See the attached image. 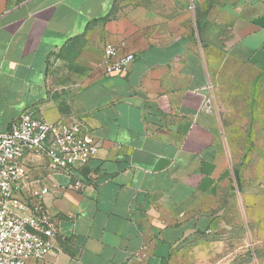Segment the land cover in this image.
<instances>
[{
  "label": "crops",
  "instance_id": "crops-1",
  "mask_svg": "<svg viewBox=\"0 0 264 264\" xmlns=\"http://www.w3.org/2000/svg\"><path fill=\"white\" fill-rule=\"evenodd\" d=\"M161 1L173 6L0 0V132L32 110L79 122L99 147L73 179L25 162L24 197L55 231L47 262L214 264L206 245L239 209V134L224 119L258 116L264 130V0H191L192 14ZM108 46L114 62L135 56L125 74L105 73ZM250 203L261 222L264 197Z\"/></svg>",
  "mask_w": 264,
  "mask_h": 264
},
{
  "label": "built area",
  "instance_id": "built-area-1",
  "mask_svg": "<svg viewBox=\"0 0 264 264\" xmlns=\"http://www.w3.org/2000/svg\"><path fill=\"white\" fill-rule=\"evenodd\" d=\"M13 5L22 0H9ZM105 73L125 74L135 60L133 54L112 61L115 50L105 51ZM206 110L211 111L210 101ZM96 138L79 122H50L32 110L25 111L10 129L0 132V264H54L47 262L53 249L52 218L41 205L31 206L24 197L30 185L25 165L29 156L45 158L52 173L73 179L97 156ZM81 182L76 181L75 187ZM51 189L43 186L34 196L41 200Z\"/></svg>",
  "mask_w": 264,
  "mask_h": 264
},
{
  "label": "rangeland",
  "instance_id": "rangeland-1",
  "mask_svg": "<svg viewBox=\"0 0 264 264\" xmlns=\"http://www.w3.org/2000/svg\"><path fill=\"white\" fill-rule=\"evenodd\" d=\"M115 4L117 9L138 6L165 7L167 9L168 6L170 8L173 6L172 3H164L161 0H115ZM176 5L192 14L193 2L191 0H181ZM184 21L187 25L190 24L189 18ZM233 117L236 118L234 122L238 124H231L226 118L224 124L235 128L233 133L239 134L237 140L233 139L235 146L229 149L233 155L236 171L242 174L239 188L245 196L236 192L235 198L239 209L226 213L223 219V229H220L215 235H219V237L214 236V242L206 246L207 248L209 246L208 251H212V254L217 256L213 260L214 264H264V217L259 222L258 213L254 214L250 203L255 200L257 195L264 197V130H255L261 121H258V116ZM236 126L241 131L237 132ZM249 126L250 130H248ZM233 185L237 188L235 180ZM252 195L254 198L251 197ZM247 197H250L249 203ZM243 198H245L244 203ZM262 207L264 208V206ZM261 211L263 214L264 210ZM220 239H222V243H216V240Z\"/></svg>",
  "mask_w": 264,
  "mask_h": 264
}]
</instances>
